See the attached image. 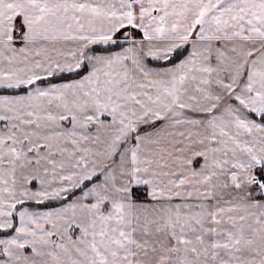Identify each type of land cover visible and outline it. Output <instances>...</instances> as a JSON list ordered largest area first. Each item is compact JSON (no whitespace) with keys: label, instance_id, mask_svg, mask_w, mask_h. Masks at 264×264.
Returning <instances> with one entry per match:
<instances>
[{"label":"snow or ice","instance_id":"6c2138e0","mask_svg":"<svg viewBox=\"0 0 264 264\" xmlns=\"http://www.w3.org/2000/svg\"><path fill=\"white\" fill-rule=\"evenodd\" d=\"M0 264H264V0H0Z\"/></svg>","mask_w":264,"mask_h":264}]
</instances>
